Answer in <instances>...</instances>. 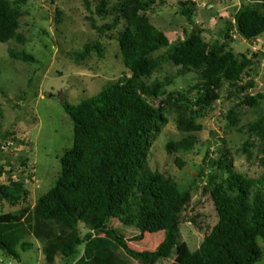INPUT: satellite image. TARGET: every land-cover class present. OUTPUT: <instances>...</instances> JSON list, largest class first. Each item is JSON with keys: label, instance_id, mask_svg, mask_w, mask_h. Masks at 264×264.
<instances>
[{"label": "trees", "instance_id": "16d2710c", "mask_svg": "<svg viewBox=\"0 0 264 264\" xmlns=\"http://www.w3.org/2000/svg\"><path fill=\"white\" fill-rule=\"evenodd\" d=\"M101 0L97 15L111 23L102 28L89 18L101 33L116 30L123 64L131 77L123 75L109 83L99 94L73 106L66 99L65 112L74 123V143L61 159V174L56 185L34 207L26 204L29 192L22 182H0V204L20 210L0 214V253L19 260V250L27 252L34 238L44 245L47 264H257L263 257L264 178H253L233 171L227 151L218 159L204 162L199 178L206 177L204 193L210 194L218 222L192 252L181 234V216L192 201V189L155 171L149 164L153 139L174 117L184 136L169 141V155L192 153L203 130L199 119L220 99L228 85L230 94L243 101L225 116L232 127L239 125L236 109L257 107L263 94L253 95V82H246L254 66L253 57L237 58L229 49L234 29L253 45L264 35V0H248L228 22V43H209L201 30L194 29L183 42L171 44L157 29L147 13L157 0H119L110 7ZM28 0L10 3L0 0V43L26 42L20 33V8ZM187 5V4H185ZM181 15L195 25V5ZM58 17L60 14H56ZM229 49V50H228ZM100 42L86 44L74 54L77 64L92 52L104 55ZM165 50L163 55L155 54ZM12 59L36 63L27 52L9 50ZM165 62L184 71H194L199 82L184 91L167 93L163 83L149 80ZM1 74V70H0ZM250 138L264 141V116L247 126ZM151 137V139H150ZM180 168L185 162L175 159ZM2 172H0V177ZM195 221V220H193ZM164 233L155 250H136L130 241L142 242L147 234Z\"/></svg>", "mask_w": 264, "mask_h": 264}, {"label": "rangeland", "instance_id": "374dc122", "mask_svg": "<svg viewBox=\"0 0 264 264\" xmlns=\"http://www.w3.org/2000/svg\"><path fill=\"white\" fill-rule=\"evenodd\" d=\"M13 3L15 0H7ZM101 0H28L20 8V33L24 44L0 43V182H22L29 192L26 204L36 205L50 191L61 174V159L73 147L74 123L65 112V99L73 106L99 94L111 82L124 74L125 68L116 30L101 33L97 27L113 21L97 15L96 6ZM119 0H110V7ZM248 0H157L147 13L152 24L163 31L171 44L185 41L194 29L201 30L209 43H228L225 30L228 22L234 23V15ZM187 4V5H185ZM195 7V25L181 15L182 10ZM57 13L60 14L59 22ZM233 42L229 43L237 58L253 57L254 66L248 71L244 84L253 82V95H264V35L254 45L234 29ZM100 42L104 55L92 52L77 64L74 54L86 44ZM27 52L37 59L36 63H24L11 58L9 50ZM228 49V50H229ZM165 50L155 54L163 55ZM198 74L184 71L165 62L162 68L146 82L149 85L163 83L167 93L184 91L195 86ZM220 99L199 119L203 130L198 134L199 144L192 153L169 155L166 145L184 135L177 130L174 117L169 116L162 130L151 139L149 164L155 171L176 179L183 188L195 181L192 201L181 216V234L192 252L197 251L204 239L218 222V216L210 194L204 193L206 177L200 179L208 158L218 159V152L229 153L233 171L253 178H264V141L249 137L247 126L264 116V101L253 108L240 106L236 109L239 125L232 127L225 116L236 108L243 96L230 94L225 85L219 92ZM209 157L207 158V156ZM180 157L185 166L180 168L175 159ZM26 204L11 207L0 204V214L20 210ZM195 220V221H193ZM164 240V233L147 234L142 242L130 241L136 250H155ZM32 249L19 250V260L0 253V264H47L42 242L27 238ZM263 257L257 264H264V243L259 240ZM62 260L57 259V263ZM175 264V263H172Z\"/></svg>", "mask_w": 264, "mask_h": 264}]
</instances>
